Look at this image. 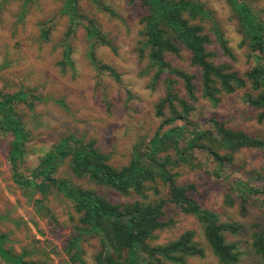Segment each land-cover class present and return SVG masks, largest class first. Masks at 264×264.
<instances>
[{"label": "rangeland", "instance_id": "rangeland-1", "mask_svg": "<svg viewBox=\"0 0 264 264\" xmlns=\"http://www.w3.org/2000/svg\"><path fill=\"white\" fill-rule=\"evenodd\" d=\"M25 1L11 0L6 3L0 0V5H3L0 11V91L14 95L22 89H31L35 95L45 98L33 109L26 105L34 100L31 96L25 97L26 102L15 105L24 128L32 132V140L28 142L24 156L27 170L21 171L29 175L59 138L71 133L85 144L95 141L97 147L111 156L115 166L128 164L137 142L145 139L148 143L160 127L162 118L157 115L156 106L167 96L168 87L166 75L154 85L152 76L155 70L147 72L148 60L142 58L138 51L140 39L143 40L139 35V19L146 13L145 9L126 0H102L104 5L120 16L117 18L98 9L90 0L77 1L79 12L96 19L102 32L111 40L110 46L97 45L93 54L101 64L111 67L120 75L118 80L108 69H99L100 63L92 62L88 33L81 23H76L75 33L71 38H66L70 17L65 13V6L69 0H27L28 7L23 11ZM198 1L209 11L200 23L212 40L208 45L216 54L212 61L229 64L233 71L241 75L251 70L255 66L254 58L246 46H241L242 35L238 32L237 23L231 20V10L226 1ZM254 6L264 9V0H255ZM212 21L216 22L228 41L230 55L224 54L216 33L211 29ZM45 25L52 26L47 40L41 37ZM68 48H71L73 69L69 66L64 69L60 64ZM190 58V52L184 48L180 56H167L173 67L199 78L200 70L191 65ZM172 79L176 81L175 92L187 98L180 79L177 76ZM196 83L200 85V80H196ZM249 89L250 85L230 95H217L220 102L214 105L203 98L199 86L198 99L191 104L194 110L190 112L189 119L205 128L214 116L227 121L235 129L264 140V123L257 118L259 111L248 104L244 97ZM50 98L63 99L67 109ZM178 108L181 110L180 106ZM11 138L0 132V235L8 234L10 241L6 247H13L17 253H21L22 248L27 251L36 248V253L27 260L75 264L68 261V255L63 250L66 235L58 232V227L48 217L36 212L34 202L30 200V189L14 181L9 159ZM193 158L195 163L192 165L180 162L177 168L181 174L178 183L195 185L196 189L191 194L205 209L218 213L221 221L237 222L242 226V234L235 236L227 233L228 241L239 243L243 252L242 264H264L248 244L252 226L264 224V194L246 192L248 187L264 188V150L242 148L236 152L231 164L219 165L200 150L193 152ZM57 176L84 187H92L107 195L113 203L142 200L135 194L124 196L113 189L79 179L67 164L58 170ZM236 181H241L246 187L243 186L247 194L245 203L241 200L240 189L234 188ZM231 187L233 191L229 189ZM227 191L232 198H238L233 205L225 202ZM148 194L149 200L156 199L153 192ZM159 196H164L162 189ZM35 197L36 194L33 195ZM48 203L57 222L71 234L79 218L72 203L62 195H50ZM243 208H246L245 212ZM163 220L168 225L156 231L155 239L149 241L152 246L168 244L184 232L194 230L195 240L205 249V256L189 258L187 264H220L197 218L169 205ZM83 245L85 253L82 259L85 264H96L95 256L101 250L99 240L91 238ZM0 264L10 263L0 256Z\"/></svg>", "mask_w": 264, "mask_h": 264}, {"label": "trees", "instance_id": "trees-1", "mask_svg": "<svg viewBox=\"0 0 264 264\" xmlns=\"http://www.w3.org/2000/svg\"><path fill=\"white\" fill-rule=\"evenodd\" d=\"M10 1L5 0L6 3ZM77 1L69 0L65 6V13L70 17L66 38H71L77 29L76 23H81L88 33L91 60L94 64H99L93 50L97 45L110 46L111 40L102 32L96 19L79 12ZM90 1L98 9L120 18L102 0ZM126 1L137 4L146 11L139 19V35L143 40L140 39L138 51L142 58L148 60L147 72L155 70L152 76L154 85L166 75L167 96L156 106L157 115L162 118L160 127L148 143L145 139L137 142L132 159L121 167L115 166L111 156L97 147L95 141L85 144L74 133L62 135L41 158L39 166L25 175L21 170H27L24 167V156L28 142L32 140V132L24 128L15 107L26 102L27 96L34 98L26 104L31 109L38 102L45 101V98L35 95L31 89H22L14 95L0 91V132L12 137L9 159L13 179L25 189H30V200L34 202L36 212L48 217L56 224L58 232L66 235L63 250L68 255L69 262L85 264L82 259L85 253L83 243L91 238H97L101 244V250L95 256L96 264H187L189 258L204 257L205 249L195 240L194 230L184 232L177 240L165 245L152 246L149 243L155 239L156 231L168 225L163 219L167 206L173 205L182 213L197 218L204 237L220 264H242L243 252L239 243L227 240V233L235 236L242 234V226L237 222L221 221L218 213L205 209L191 194L196 189L195 185L178 183L181 174L177 168L180 162L192 165L195 150L205 152L219 165L234 162L236 152L242 148L264 150V140L261 137L235 129L227 121L213 116L203 128L189 119L190 112L194 110L191 104L198 99L199 86L203 98L217 105L220 102L217 95H230L250 85L249 91L244 95L245 100L259 111L257 118L260 123H264V9L256 8L255 0H225L231 10V20L237 23L238 32L242 35L241 46L248 48L255 61V66L241 75L238 71H233L229 64H216L212 61L216 57L208 47L212 40L200 23L209 11L198 0ZM27 5L26 0L22 6L23 11L27 9ZM2 9L3 5H0V11ZM51 29L52 26H43L41 37L47 40ZM211 29L216 33L224 54L230 55L228 41L224 39L216 22H211ZM182 48L190 52L191 65L200 70L199 78L173 67L167 60L168 55L180 56ZM70 54L71 48L63 54L60 64L64 69L74 67ZM99 67L101 70L108 69L119 80L120 75L111 67L101 63ZM174 76L183 83L187 98L180 97L175 92ZM196 80H200V85ZM51 100L67 109L63 99ZM65 164L79 179L113 189L124 196L135 194L142 200L113 203L107 195H102L92 187H84L58 177V170ZM234 183V188L240 189L241 200L245 203V185L241 181ZM228 186L225 187L228 189ZM232 188L229 189L233 191ZM248 188V194H264V188ZM161 189L164 191L162 197L159 196ZM223 189L225 191L224 187ZM149 192H153L156 199L149 200ZM35 194L36 197L33 198ZM50 195H62L72 203L78 214V221L71 234L64 231L54 217L48 203ZM237 199L232 198L230 192L225 193L227 204L233 205ZM245 211L246 208H243V212ZM252 227L249 247L264 261V224ZM9 241L8 234L1 233L0 256L4 261L10 264H50L45 260H27V257L36 253V248L31 251L22 248L21 253H17L13 247H6Z\"/></svg>", "mask_w": 264, "mask_h": 264}]
</instances>
